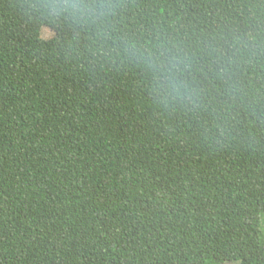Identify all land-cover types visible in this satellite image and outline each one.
<instances>
[{
    "label": "trees",
    "instance_id": "1",
    "mask_svg": "<svg viewBox=\"0 0 264 264\" xmlns=\"http://www.w3.org/2000/svg\"><path fill=\"white\" fill-rule=\"evenodd\" d=\"M85 2L0 0V264H264V0Z\"/></svg>",
    "mask_w": 264,
    "mask_h": 264
},
{
    "label": "clouds",
    "instance_id": "2",
    "mask_svg": "<svg viewBox=\"0 0 264 264\" xmlns=\"http://www.w3.org/2000/svg\"><path fill=\"white\" fill-rule=\"evenodd\" d=\"M60 6L66 12L77 13L84 16H87L93 11L85 0H60ZM161 75L163 77V82L166 83L167 87L179 98L183 85L179 81L173 79L167 72H162Z\"/></svg>",
    "mask_w": 264,
    "mask_h": 264
},
{
    "label": "rangeland",
    "instance_id": "3",
    "mask_svg": "<svg viewBox=\"0 0 264 264\" xmlns=\"http://www.w3.org/2000/svg\"><path fill=\"white\" fill-rule=\"evenodd\" d=\"M261 229H262V231L264 233V214L262 216ZM224 264H239V262H228V263H224Z\"/></svg>",
    "mask_w": 264,
    "mask_h": 264
}]
</instances>
